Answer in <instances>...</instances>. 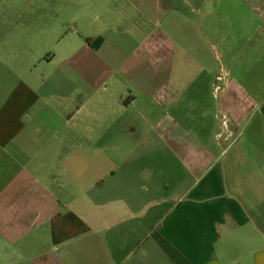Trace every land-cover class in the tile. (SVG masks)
I'll return each mask as SVG.
<instances>
[{
  "label": "crops",
  "instance_id": "crops-1",
  "mask_svg": "<svg viewBox=\"0 0 264 264\" xmlns=\"http://www.w3.org/2000/svg\"><path fill=\"white\" fill-rule=\"evenodd\" d=\"M0 264H264V0H0Z\"/></svg>",
  "mask_w": 264,
  "mask_h": 264
},
{
  "label": "rangeland",
  "instance_id": "rangeland-1",
  "mask_svg": "<svg viewBox=\"0 0 264 264\" xmlns=\"http://www.w3.org/2000/svg\"><path fill=\"white\" fill-rule=\"evenodd\" d=\"M140 57H141V55L139 54L136 58L137 59H140ZM144 68H141L140 69V72L138 71L137 72V74H136V79H135V86H136V89H138V90H140L141 92L145 89V87H144V81H143V79H144V77H143V74H144V70H143ZM146 73H148L147 71H146ZM154 73H155V75H158V73L157 72H155L154 71ZM35 74V73H34ZM169 91H170V88H169Z\"/></svg>",
  "mask_w": 264,
  "mask_h": 264
}]
</instances>
